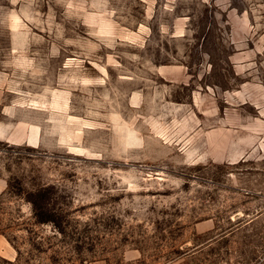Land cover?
I'll use <instances>...</instances> for the list:
<instances>
[{"label": "rangeland", "instance_id": "obj_1", "mask_svg": "<svg viewBox=\"0 0 264 264\" xmlns=\"http://www.w3.org/2000/svg\"><path fill=\"white\" fill-rule=\"evenodd\" d=\"M0 264H264V0H0Z\"/></svg>", "mask_w": 264, "mask_h": 264}, {"label": "trees", "instance_id": "obj_2", "mask_svg": "<svg viewBox=\"0 0 264 264\" xmlns=\"http://www.w3.org/2000/svg\"><path fill=\"white\" fill-rule=\"evenodd\" d=\"M28 201L31 203L33 213L40 223H46V222L54 223L55 222L54 216L48 210H45L42 207H39L35 199H31V197H29Z\"/></svg>", "mask_w": 264, "mask_h": 264}, {"label": "bare ground", "instance_id": "obj_3", "mask_svg": "<svg viewBox=\"0 0 264 264\" xmlns=\"http://www.w3.org/2000/svg\"><path fill=\"white\" fill-rule=\"evenodd\" d=\"M19 27V26H18ZM131 136V135H130ZM129 136V137H130ZM30 139V142L31 143H36L37 142V136H35V134L34 135H31V137L29 138Z\"/></svg>", "mask_w": 264, "mask_h": 264}]
</instances>
